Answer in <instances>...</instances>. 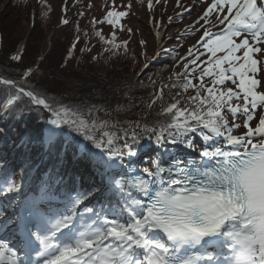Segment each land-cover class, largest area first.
Wrapping results in <instances>:
<instances>
[{
	"label": "snow or ice",
	"instance_id": "snow-or-ice-1",
	"mask_svg": "<svg viewBox=\"0 0 264 264\" xmlns=\"http://www.w3.org/2000/svg\"><path fill=\"white\" fill-rule=\"evenodd\" d=\"M199 3L205 6L195 21L176 37H196L184 55L160 45L164 26L150 19L158 50L152 57L140 54L149 62L136 76L162 53L182 69L150 94L147 109L163 101L165 88L194 92L177 91L157 112L162 119L98 120L102 107L67 103L35 85L38 64L0 75V114L35 113L45 125L40 149L49 161L18 212L6 216L0 208V227L15 225L14 243L0 237V264H264V0H195L191 8L176 0L182 7L176 16L190 15ZM155 5L147 0L150 13ZM127 15L108 10L93 23L115 29ZM176 16L167 17L169 24ZM95 36L109 45L104 52L120 47L114 31L111 39L100 30ZM80 40H72L65 64ZM87 44L81 53L92 51ZM23 52L7 60L22 63ZM113 111L119 113V105ZM145 136L198 155L183 159L169 152L165 160L157 153L142 169L125 168L123 158L138 156ZM73 164H84L87 183ZM20 192L6 175L0 194L15 204L13 194Z\"/></svg>",
	"mask_w": 264,
	"mask_h": 264
},
{
	"label": "trees",
	"instance_id": "trees-1",
	"mask_svg": "<svg viewBox=\"0 0 264 264\" xmlns=\"http://www.w3.org/2000/svg\"><path fill=\"white\" fill-rule=\"evenodd\" d=\"M103 1L109 4L112 2V0ZM71 2L74 10L73 16L67 18L70 23L58 27L55 32L56 36L51 38L49 35L52 29H47L46 26L53 9L52 0L9 1L10 11L17 15L16 20L23 16L28 21L27 37L29 39L17 36L16 29H11V27L17 28L14 26L16 22L7 20L5 17L1 18L3 32L0 31V75L15 76L18 71L28 66L35 67L38 64L37 76L32 82L47 89L50 95L62 94L59 98L67 103L82 100L102 108L109 101L117 100L122 110L118 117H124L123 108L127 103L140 98L145 103L141 122L162 119L157 112L162 106L171 102V97L177 91H181L182 96L194 94L191 89L188 93H183L179 87L165 88L163 101H157L153 109H147L146 106L151 100L150 94L155 93L159 84L167 81L173 71H180L172 69V60L162 53L153 68H148L137 77L136 73H140L144 64L149 61L140 55L145 53L144 50L134 52L131 44L125 49L123 42L127 40L116 33H123L125 24L121 21L125 17L120 19L115 29L110 25L111 31L105 33L99 27V23L94 24L86 17L88 10L86 0H71ZM92 6V3L89 4V8ZM81 12L83 15H79ZM7 22H9L8 25H6ZM77 26L80 29L79 32L76 31ZM96 30H100L106 39H111L114 31L115 44L120 47L114 52H104L103 50L109 45L99 41V38L95 36ZM137 30L133 24L132 31ZM149 34L154 42L150 31ZM77 35L81 36V40L73 51L72 57L65 64L64 58L68 55L71 42ZM85 41H88L87 47H90L92 51L81 53L79 49L86 47ZM174 44L177 43H167L165 48L171 49L175 47ZM135 45L138 47L137 44ZM19 48L24 49L23 62H9L7 57ZM41 55L45 57L43 61L38 60ZM146 55L147 57L153 56ZM93 56L97 57L96 61L91 60ZM61 65L64 66L61 67ZM152 80L156 81L155 87L151 86ZM43 127L44 123L36 118L35 113L26 112L22 118L18 114L7 120L5 116L0 115V183H3L6 175L11 174L21 188L25 185V192L32 193L35 190L40 171L49 162L48 157L40 149ZM39 161L41 162L38 164ZM72 168L79 171L82 169L80 164H73ZM84 181L87 182L86 177Z\"/></svg>",
	"mask_w": 264,
	"mask_h": 264
},
{
	"label": "rangeland",
	"instance_id": "rangeland-1",
	"mask_svg": "<svg viewBox=\"0 0 264 264\" xmlns=\"http://www.w3.org/2000/svg\"><path fill=\"white\" fill-rule=\"evenodd\" d=\"M9 1L10 0H0V31L3 32V22L1 21V18L5 17L7 20H11L16 22L14 26H17L16 29V35L20 37H27V30L29 28V23L27 20L24 19L23 16L19 17L18 20H16V14L13 11H10L9 7ZM195 0H181V3L183 6L191 8L192 3H194ZM207 3H210V0H206ZM53 3V9L51 14L49 15V23L46 26L47 29H52V35L49 37L53 38L56 36L55 32L57 30V27L59 26L60 19L67 18L68 16H73V10L72 2L71 0H52ZM93 4L92 7L89 8V4ZM86 4L88 7V10L86 11V17L89 18L90 22H93V18H95L98 21H102L103 17L106 15L108 10H114V11H127L128 15L125 16V19L121 21L123 24H125L123 33L116 32L119 36H123V39H126L127 46L132 45L133 51H142L144 50L146 54L154 55L155 52L158 50L157 45L155 41L153 42L149 30L151 28L154 30L152 23H150V19L154 16L155 20L160 21L161 24L164 26L161 31L163 35V39L159 42L160 45L164 46L167 42H174L177 37L178 33H183L186 29V27L195 21L198 13L201 11V9L205 6V3H199L196 5V8L191 12L189 15L188 13H184L183 18L181 19L179 16H176L177 13H180L182 11V7L177 6L176 0H168V2L164 3L163 0L159 5H155L154 0V12L150 13L147 8V0H112V2L109 4L106 1L103 0H86ZM131 5V8H127L124 6ZM66 9V11H64ZM150 14H152V17H150ZM168 16H176V19L169 24L167 17ZM68 17V18H69ZM24 19V20H23ZM120 22V21H119ZM9 22H7L6 25H8ZM133 24L138 29L137 31H131V33L128 32V29L132 30ZM5 25V26H6ZM99 27L102 29L103 32L108 33L111 31V26L107 25L105 23H99ZM54 30V31H53ZM19 34V35H18ZM28 38V37H27ZM187 40L183 43H177L174 44V46L178 49L179 55H183L186 53L188 47H190L193 43H195L196 37H186ZM29 39V38H28ZM144 40L146 41L145 46H141L140 41ZM138 47H136V45ZM183 47H180V46ZM138 48V50H137ZM230 84V82H228ZM145 104L142 102L140 98L136 99L135 101H130L127 103V105L124 106L123 112L125 115L124 117H118L119 113H116L113 111L117 105L120 106V102H117V100H112L107 103L103 107L104 111L97 112L96 118L98 120L100 119H110V120H140L143 117V107ZM122 111V110H121ZM105 113H112L111 116H106ZM7 120V118L5 119ZM126 126V125H125ZM119 127V125H118ZM241 132L245 131L244 129L240 130ZM193 139L200 143V138L196 134H192ZM147 142L142 141L140 142V145H146ZM138 145V146H140ZM137 146V148H138ZM178 146V145H177ZM184 148L183 146H179ZM84 175L87 174L86 168H84ZM1 195V194H0ZM3 200V201H1ZM0 208H2L5 212L6 216H10L13 214L14 211L18 212V205L19 203L12 204L10 206V197L2 196L0 197ZM10 226V227H9ZM15 227L13 224H8L7 228ZM2 230L6 227H1ZM8 230V229H7Z\"/></svg>",
	"mask_w": 264,
	"mask_h": 264
},
{
	"label": "bare ground",
	"instance_id": "bare-ground-1",
	"mask_svg": "<svg viewBox=\"0 0 264 264\" xmlns=\"http://www.w3.org/2000/svg\"><path fill=\"white\" fill-rule=\"evenodd\" d=\"M150 17H152V14H150ZM171 145L170 144H163V145H160V148L161 149H166L167 147H170ZM188 152V151H187ZM188 153H191V152H188ZM192 155L194 156V155H198V154H195V153H192ZM127 159H129V157H124L123 158V161H122V164H123V166L126 168V167H128L129 165H128V161H127ZM145 166V165H144ZM143 166V167H144ZM142 167V168H143Z\"/></svg>",
	"mask_w": 264,
	"mask_h": 264
}]
</instances>
